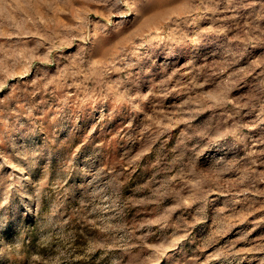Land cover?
Here are the masks:
<instances>
[{"label":"clouds","instance_id":"clouds-1","mask_svg":"<svg viewBox=\"0 0 264 264\" xmlns=\"http://www.w3.org/2000/svg\"><path fill=\"white\" fill-rule=\"evenodd\" d=\"M0 264H264V0H0Z\"/></svg>","mask_w":264,"mask_h":264},{"label":"rangeland","instance_id":"rangeland-1","mask_svg":"<svg viewBox=\"0 0 264 264\" xmlns=\"http://www.w3.org/2000/svg\"><path fill=\"white\" fill-rule=\"evenodd\" d=\"M255 235V234H254Z\"/></svg>","mask_w":264,"mask_h":264}]
</instances>
